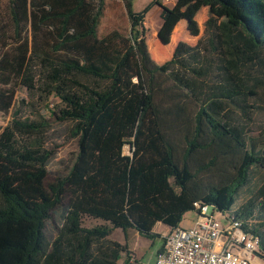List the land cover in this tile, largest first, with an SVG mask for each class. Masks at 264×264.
<instances>
[{"label": "trees", "instance_id": "16d2710c", "mask_svg": "<svg viewBox=\"0 0 264 264\" xmlns=\"http://www.w3.org/2000/svg\"><path fill=\"white\" fill-rule=\"evenodd\" d=\"M120 1L130 26L125 35L98 34L105 0H8L0 28V114L9 115L0 131V264H119L127 251L107 240L113 230L153 240L156 223L179 227L195 202L227 212L257 236L264 260V185L260 206L252 194L240 201L264 157L225 118L237 99L264 93V0H201L230 10L229 20L208 17L202 39L178 42L162 64L145 39L156 1L140 12L132 11L133 0ZM13 84L38 91L50 117L16 101ZM51 98L63 107L56 120L67 124L66 139L76 140L70 167L53 181ZM100 119L107 125L98 136ZM136 122L139 134H132ZM75 179L90 194L85 205L67 199ZM54 211L59 224L48 238ZM85 217L103 224L83 227Z\"/></svg>", "mask_w": 264, "mask_h": 264}, {"label": "rangeland", "instance_id": "374dc122", "mask_svg": "<svg viewBox=\"0 0 264 264\" xmlns=\"http://www.w3.org/2000/svg\"><path fill=\"white\" fill-rule=\"evenodd\" d=\"M156 1L146 14L144 21V28L146 29L145 39L149 49L151 58L158 64L170 59L173 50L178 42H185L191 46H194L203 37L204 22L208 17H214L220 21H228L230 16V10L219 6L216 3H203L201 0H133L132 11L140 12L147 5ZM7 4L8 0H0V28L6 21L7 17ZM166 13L167 17L164 18L163 14ZM129 21L126 10L120 0H105V11L98 27V34L105 35L112 30H117L122 35H125L129 31ZM204 44V43H203ZM204 57L214 60L211 52L204 53ZM217 71L215 68L211 70L210 80H213V75ZM251 83V82H250ZM252 84V83H251ZM15 91L14 99L16 101L23 100L33 106L32 110L42 111V114L46 117H50V111H44L45 101L39 98L38 91H28L22 85L13 84L12 87ZM136 92L140 93L139 88H135ZM241 99H237L234 104L227 106V112L225 118L229 119L231 125H235L243 129L246 142L256 146L264 157V93L262 90H258L257 95L253 98H248L243 105ZM53 104V107L50 105ZM48 110L53 109L56 116L49 119L52 124V130L50 131L49 148L54 151L48 170L50 176L49 181H53L57 176L66 172L70 167L74 155L76 152V140L72 138L66 139L67 131L65 122H59L56 120L63 107L58 105V101L54 98L49 100ZM57 106V109H55ZM30 108L22 107V113L28 115ZM146 116L145 118H147ZM144 118V119H145ZM9 120V115L0 114V131L4 128ZM109 124L112 123V117ZM107 125L106 122L100 119L96 124V134L100 136L103 128ZM117 127V126H116ZM114 126V134L116 132ZM112 130V129H111ZM139 134L137 129V122L133 128V133ZM154 135V134H153ZM154 139V136L149 135L150 139ZM146 139V140H147ZM144 150L147 148L143 146ZM94 150V149H92ZM94 151L92 156L94 158ZM125 155L129 154V145H125L123 148ZM94 181V177H90L89 181ZM84 180L79 181L75 179V182L70 183L67 188L66 196L70 202L79 203L85 205L88 202L90 194L86 191V186H83ZM264 185V170L259 168H252L249 173V183L245 190H243L240 201H245L254 195L256 206H260L263 200H259L257 197L258 192ZM150 200L144 204L148 206ZM187 207V205H186ZM259 214V213H258ZM227 212L215 213L216 219L222 223L227 222ZM197 217V212L190 208L183 214V218L179 226L181 228H189L194 223ZM252 224H258L260 221L256 218L251 221ZM59 224L58 211H54L46 223L45 233L48 238H52L56 233V226ZM103 224L100 220H95L85 217L82 221L83 227L91 228L97 225ZM264 230V229H263ZM168 228L162 226L160 223H156L151 233L158 234V238L153 240L141 237L134 229H129L126 233H123L120 229L113 230L112 234L108 237L109 242H116L122 246H125L127 253L122 254L119 264H123V261L127 260V257L133 258L132 264L141 263H153L156 252L162 246V236L166 234ZM130 263V262H129ZM131 264V263H130ZM251 264H264V260H254Z\"/></svg>", "mask_w": 264, "mask_h": 264}, {"label": "built area", "instance_id": "2783aa9c", "mask_svg": "<svg viewBox=\"0 0 264 264\" xmlns=\"http://www.w3.org/2000/svg\"><path fill=\"white\" fill-rule=\"evenodd\" d=\"M192 209L197 212L193 225L189 228L168 229L162 236V246L151 264L262 262L258 237L244 231L240 222L232 219H227L226 223L220 222L215 217V208L210 205L195 202ZM129 262L133 263L132 257Z\"/></svg>", "mask_w": 264, "mask_h": 264}, {"label": "crops", "instance_id": "0c3cea01", "mask_svg": "<svg viewBox=\"0 0 264 264\" xmlns=\"http://www.w3.org/2000/svg\"><path fill=\"white\" fill-rule=\"evenodd\" d=\"M193 225V224H192ZM180 227V226H179Z\"/></svg>", "mask_w": 264, "mask_h": 264}]
</instances>
